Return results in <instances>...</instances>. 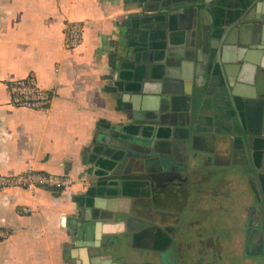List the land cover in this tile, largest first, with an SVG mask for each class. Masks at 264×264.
<instances>
[{
    "label": "crops",
    "instance_id": "1",
    "mask_svg": "<svg viewBox=\"0 0 264 264\" xmlns=\"http://www.w3.org/2000/svg\"><path fill=\"white\" fill-rule=\"evenodd\" d=\"M193 14L206 50L214 51L231 22L224 15L263 16L264 0H0V174L31 168L73 180L64 190H0V228L8 232L0 241V264L86 261V243L74 239L78 227L71 218L79 222L78 210L106 203L88 192L109 166H92L86 152L101 126L125 120L116 100L115 64L143 43L182 50ZM74 20L83 23V41L67 50L63 26ZM231 47L235 57L243 56L245 48ZM29 73L54 95L47 112L10 104L6 83ZM233 89L216 76H206L201 89L192 86L188 138L167 147L158 141L149 155L165 159L166 169L145 155L122 160L124 193L146 220L133 233L136 248H126L131 260L147 248L157 250L147 255L158 256L160 264H260L264 238L254 217L259 219L257 198L264 203L262 111L250 110L239 130ZM247 90L239 84L235 92ZM170 166L174 178L161 174ZM85 225L91 240L132 234L111 222ZM172 226L180 234H166ZM112 263L119 264L114 257Z\"/></svg>",
    "mask_w": 264,
    "mask_h": 264
},
{
    "label": "water",
    "instance_id": "2",
    "mask_svg": "<svg viewBox=\"0 0 264 264\" xmlns=\"http://www.w3.org/2000/svg\"><path fill=\"white\" fill-rule=\"evenodd\" d=\"M232 16L224 15L225 20L231 22L223 26L218 40L219 47H215L214 51L206 50L202 41L203 30L197 27L193 14L182 50L169 51L168 43L166 46L162 45V48L143 43L139 51L119 58L120 61L115 64V81L120 83L115 85L116 100L121 104L125 120L113 126H101L87 149L86 161L92 166H109L105 170L107 173L93 182L88 192L106 200V203L98 205L94 201L90 208L78 210L79 222L76 218H71L78 227L74 232V239L85 242L83 246L87 249L86 261L72 259L71 264H113V257L119 264L161 263L158 256L147 255V248H142L139 260H131L129 256L126 248H136V234L133 233L144 229L146 220L133 212L134 208L130 205L132 196L124 193V180L118 177V172L122 160L139 155L147 156L151 165L165 169L169 166L165 159H154L149 155L158 141L167 147L171 142L188 138L191 120L188 111L193 103L192 99L196 100L192 86L201 89L206 76L211 81L214 76L218 77L226 87L235 88L230 90V100L237 115L236 119L241 124L239 130L248 121L250 110L257 112L261 109V124L264 126V15ZM169 19L171 16L168 14L165 16L167 23ZM228 46L245 48L243 56L235 57L232 47L230 51ZM200 51L204 54L207 52L208 59L206 56L200 59ZM159 52L162 55L159 56ZM173 63L178 64L172 65ZM233 63H236L235 67L232 66ZM239 84L247 85L248 90L245 93H236ZM253 133L249 132L247 139L250 146L254 141ZM170 167V170L161 174L173 177V168ZM259 198L255 208L259 221L257 217L254 219L257 224L255 228L263 239L264 203ZM97 220L124 226L132 234H119L121 236L115 239L111 236L118 234H104L103 236L108 237L101 241L91 240L86 235L88 225L85 222L87 224ZM261 258L260 264H264V252Z\"/></svg>",
    "mask_w": 264,
    "mask_h": 264
},
{
    "label": "built area",
    "instance_id": "3",
    "mask_svg": "<svg viewBox=\"0 0 264 264\" xmlns=\"http://www.w3.org/2000/svg\"><path fill=\"white\" fill-rule=\"evenodd\" d=\"M84 26L81 21H67L63 26V46L67 50L78 48L83 41ZM6 90L10 97V104L17 108H27L47 112L50 109L53 93L41 86L34 73L14 79L6 83ZM73 180L68 175L27 169L21 173L0 174V190L7 188H21L30 193L38 189L64 190L70 188ZM28 212L26 208L23 210ZM8 237V232L0 228V241Z\"/></svg>",
    "mask_w": 264,
    "mask_h": 264
},
{
    "label": "flooded vegetation",
    "instance_id": "4",
    "mask_svg": "<svg viewBox=\"0 0 264 264\" xmlns=\"http://www.w3.org/2000/svg\"><path fill=\"white\" fill-rule=\"evenodd\" d=\"M172 178H173V177H172ZM167 181H169V180L167 179ZM156 219H157V218H156ZM176 225H177V224H176ZM165 233H166V234H180V232H179V230L177 229L176 226H172L171 229H170V230H167Z\"/></svg>",
    "mask_w": 264,
    "mask_h": 264
}]
</instances>
